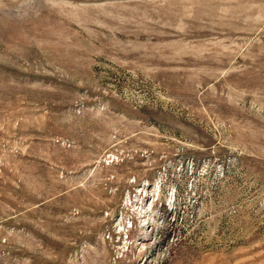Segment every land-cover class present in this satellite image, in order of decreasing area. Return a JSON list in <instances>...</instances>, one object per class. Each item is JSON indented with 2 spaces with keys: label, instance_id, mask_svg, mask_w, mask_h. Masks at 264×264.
<instances>
[{
  "label": "rangeland",
  "instance_id": "obj_1",
  "mask_svg": "<svg viewBox=\"0 0 264 264\" xmlns=\"http://www.w3.org/2000/svg\"><path fill=\"white\" fill-rule=\"evenodd\" d=\"M0 264H264V0H0Z\"/></svg>",
  "mask_w": 264,
  "mask_h": 264
}]
</instances>
